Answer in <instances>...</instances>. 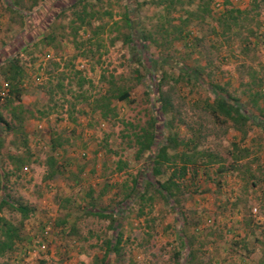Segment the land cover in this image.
<instances>
[{
    "label": "rangeland",
    "instance_id": "1",
    "mask_svg": "<svg viewBox=\"0 0 264 264\" xmlns=\"http://www.w3.org/2000/svg\"><path fill=\"white\" fill-rule=\"evenodd\" d=\"M208 3L0 0V93L2 72L16 60L22 103L33 115L24 123L30 159L20 170L7 155L20 154L22 140L0 131L11 204L1 216L20 236L0 264H101L106 241L117 235L119 253L108 254L105 264L264 261V124H257L264 114V6L249 11V0ZM84 8L90 24L73 30L79 26L73 13ZM234 10L243 13L219 21ZM139 38L146 39L144 51ZM145 52L150 65L138 61ZM76 73L85 79L81 88ZM209 85L251 113L243 139L231 123L206 112L214 97ZM111 89L128 90L130 97L113 100L114 113L102 119L94 101ZM0 106L10 121L1 96ZM151 124L157 149L177 143L166 149L168 157L178 155L176 165L165 164L155 177H174L170 203L153 187L146 190L140 176L150 168L149 154L140 153L135 135ZM181 153L192 161L184 176ZM136 179L139 193L146 191L143 200L134 197L120 209ZM17 205L32 210L27 218ZM108 214L119 222L115 232Z\"/></svg>",
    "mask_w": 264,
    "mask_h": 264
},
{
    "label": "trees",
    "instance_id": "2",
    "mask_svg": "<svg viewBox=\"0 0 264 264\" xmlns=\"http://www.w3.org/2000/svg\"><path fill=\"white\" fill-rule=\"evenodd\" d=\"M209 3L213 0H208ZM8 2V1H7ZM160 3V2H159ZM208 3V4H209ZM208 4H205L204 11H206L207 14H209ZM16 4H12L13 9H17ZM249 11H257L261 6H264V0H249ZM235 12L237 14H242L243 12L240 10H234L225 12V14H222L219 18V21L223 20V23L226 22L229 19V16L232 15V13ZM247 13V11H244ZM86 12L85 8L83 13L74 12L73 16L75 17L74 22H78L79 26L75 27L73 30H77L81 27H86L90 23L85 18ZM73 22V21H72ZM222 23V22H221ZM44 36V35H41ZM47 38V37H46ZM45 39V37H44ZM53 40L51 36L47 38L48 44H50V41ZM139 42H136L137 48L141 47L143 51L146 49V39L145 38H139ZM146 52L141 57L140 53V59L138 61L140 63L146 62L148 65H150V60L147 58ZM149 61V62H148ZM183 69V70H182ZM181 71L185 75H188V73L184 72L187 70V68H182ZM150 72V71H149ZM192 73H195L193 71ZM78 77L77 84L81 88L85 82V79L83 77H80L81 75L79 73H76ZM150 75V73H149ZM2 76L4 77L5 87L7 89L6 96L2 97L4 99V108L8 110L10 114V121H7L3 115L1 114V106H0V131H5L8 133H13L15 137H17L19 140H22L20 148H18V152L20 154L16 155H7V159L9 160L11 166L14 168V170H20V168L23 167V165L29 161L30 159V151L27 146V140H26V131H25V121L29 118H32V113L26 109L22 103V95H23V88H22V80H23V71L21 67L17 64L16 60H10L7 62L4 72H2ZM150 79L155 83L153 78L150 76ZM159 84L155 83L156 89L158 88ZM212 87V88H211ZM210 92L213 93V100L209 103L208 101L205 103V110L206 112L212 116L215 120H219L222 118L221 123H231V127H233L236 131H238L243 137L246 136L247 132V125L248 122L251 119V113L246 111L241 104L234 99H231L228 94H226L225 90L218 85H209ZM130 95L128 90L122 89L120 91L110 90L108 93L102 95L99 99H96L94 101V110L98 111L100 113V116L102 119H107L110 115L114 113V107L112 106V101L117 100L119 102L127 101L129 99ZM40 116H46L48 113H39ZM260 117H257L259 123H257L259 126L260 124H264V114H260ZM153 123V122H152ZM154 125L151 124L148 126V128H142L140 130V133L135 135L136 144L140 148V153H148L147 162L150 164L149 170L145 171L147 174L145 176L143 173H141V177L144 178V182H146V185H144V188L147 190L148 187H153L155 189V193L158 194L162 199H164L166 202H171L173 199V191L178 188V185L176 181L174 180L173 176H169L165 181H159L158 179H155L156 176L160 175V171L162 167L165 164L172 163V165H176V162H174V159L178 157V155H175L173 157H168L166 153L167 148H172L173 150L177 147V143L175 141L173 142V145H163L159 149H157V142L159 135L157 134V130H154ZM1 131V132H2ZM169 142V141H167ZM14 144V143H13ZM52 150H55L56 143L54 140H52ZM1 148H2V141L0 140V154H1ZM173 159V160H172ZM238 157H234L233 161H237ZM179 162L181 164L180 166V176H184L187 170V166L192 163L191 157L187 155V153H181L179 155ZM48 164L51 168L56 166V161L54 157H49ZM149 171V172H148ZM193 176H195V172L192 170ZM56 174V170L50 172L46 179H52ZM7 174L2 171V166H0V256L3 255L5 252H12L15 246V241L20 240L19 236V230L13 226L9 221L4 219L1 216V210L5 205H11L8 203V196L4 192V181ZM147 175V176H146ZM141 187V183L139 182V179L134 180V187H132L129 192L126 194L123 201L118 205V207L121 209L128 205H130L132 198H140L143 200L146 191H142V193H139V190ZM16 210L19 211L22 214V217L25 219L29 216V213L32 211L24 206L17 205ZM92 208L90 209V211ZM116 210V209H115ZM115 212V211H114ZM108 218H110L111 221V228L113 232H115L119 226V222H117L113 215L108 214ZM119 244V235L115 237L114 239L106 241V252L104 259L101 264H105L106 259L108 257V254L111 252L119 253L118 249ZM261 264H264V261H261Z\"/></svg>",
    "mask_w": 264,
    "mask_h": 264
},
{
    "label": "built area",
    "instance_id": "3",
    "mask_svg": "<svg viewBox=\"0 0 264 264\" xmlns=\"http://www.w3.org/2000/svg\"><path fill=\"white\" fill-rule=\"evenodd\" d=\"M6 94H7V89H6V87H4V88L1 90L0 96H1V97H4V96H6ZM84 155H85V154L82 153V156H84ZM45 249H46V244H45L44 242H42V243L39 245V250H40L41 252H43Z\"/></svg>",
    "mask_w": 264,
    "mask_h": 264
}]
</instances>
